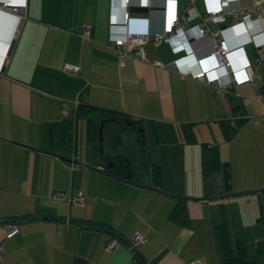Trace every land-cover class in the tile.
I'll use <instances>...</instances> for the list:
<instances>
[{"label": "crops", "instance_id": "obj_1", "mask_svg": "<svg viewBox=\"0 0 264 264\" xmlns=\"http://www.w3.org/2000/svg\"><path fill=\"white\" fill-rule=\"evenodd\" d=\"M12 1L15 9H0V264H218V222L227 226L232 252L237 251L236 238L252 253L261 244L259 260L238 264H264V98L254 85H237L250 97L244 103L234 91L184 76L178 71L184 63L172 62L174 53L164 40L145 43V59L129 52L118 64L106 38L110 17L120 19L121 0ZM132 1L147 7L135 12L148 14L150 26L159 29L161 0ZM188 1L178 0V7ZM195 3L203 7L202 0ZM254 3L224 0L227 5ZM197 20L194 16L186 25ZM258 21L264 24L263 17ZM84 22L86 35L81 32ZM113 28L121 32L119 26ZM246 28L236 23L223 35L232 46L244 44L251 57ZM155 59L164 65L152 63ZM64 62L78 69H64ZM260 81L264 89V68ZM74 97L140 120L138 129L122 127L118 141L111 132L119 123L107 125L103 152L107 159L127 157L124 172L106 170L99 159L91 126L97 120L88 117L97 109L77 113L76 107L62 114L63 101ZM62 116L69 119L67 146L54 142ZM223 118L238 122L228 138ZM189 126L194 140L186 138ZM214 144L219 158L229 162L228 190L222 179V188L215 191L219 170L202 171L205 153L209 157L207 149ZM76 147L81 161L74 163ZM151 160L160 166L157 185L149 174ZM58 189L82 192L83 202L54 197L52 191ZM177 201L186 207L185 222L168 216ZM84 218L104 221L114 232L80 225ZM9 222L16 230L4 235L2 226ZM136 232L145 239L133 256L127 243ZM109 235L117 242L104 249Z\"/></svg>", "mask_w": 264, "mask_h": 264}, {"label": "built area", "instance_id": "obj_2", "mask_svg": "<svg viewBox=\"0 0 264 264\" xmlns=\"http://www.w3.org/2000/svg\"><path fill=\"white\" fill-rule=\"evenodd\" d=\"M202 1L201 9L196 5L195 0H189L180 9L178 0H161L158 7L161 26L156 29L150 26L148 14L129 9V5L134 3L132 0H121L120 19L116 22L110 17L106 43L116 50L118 64H122L129 52L140 59H145L143 45L164 40L174 53L172 62L175 65L184 63L178 67L182 75L202 79L224 92L234 91L241 95L244 103H247L250 97L242 95L236 87L240 83L249 81L256 88L258 95L264 98V89L260 81L261 69L264 68V24H257L260 17L264 19V0H255L252 6L227 5L224 4V0ZM16 5L12 0H0V9H15ZM194 16H198V20L186 25V21ZM236 23L247 25L246 42L252 46L251 57L246 54L244 44L232 46L228 38L223 35L224 30ZM113 25L119 26L121 32H115ZM81 32L83 35L88 33V23L82 24ZM190 57L195 58L193 64L189 62ZM152 63L164 65L162 61L156 59ZM63 68L75 71L78 65L64 62ZM77 103L76 97L63 101L62 114L67 115L71 109L75 110ZM252 119L258 121V116L253 115ZM77 151L76 147L72 156L74 163L78 162ZM52 195L67 202L82 203L84 199V194L80 191L72 193L58 189L53 190ZM15 230L14 222L2 226L4 235L11 234ZM144 239L141 233L136 232L132 235L127 247L133 256L136 245ZM116 242L117 238L109 235L104 242V249H109ZM1 253L2 245H0V255ZM189 264H199V261L193 260Z\"/></svg>", "mask_w": 264, "mask_h": 264}, {"label": "trees", "instance_id": "obj_3", "mask_svg": "<svg viewBox=\"0 0 264 264\" xmlns=\"http://www.w3.org/2000/svg\"><path fill=\"white\" fill-rule=\"evenodd\" d=\"M77 113L79 112H86L87 111H93L94 109H97L98 112L97 114L94 113L89 115L88 117H94L97 122H92V130L97 132V127H98V122L101 120L102 124V141L97 142V146L99 147L100 145L103 146V143L105 139H107L106 135V130H107V125L111 121H117L119 123V128L118 130H115L114 132H111L112 139L114 141L119 140V130L122 127H128V126H133L136 127L137 125L140 126V120L137 118H130L132 119L131 124H124L123 123V118L127 116L124 112L110 108V107H103V106H96L94 104H91L89 102H82L80 99H78L77 103ZM63 119L60 121L61 123V129L58 132V138L54 139V142L58 145H63L67 146L68 142V134H69V128H68V123L69 119L66 116H62ZM221 128L223 130L225 138L230 137L237 129L238 122L235 124L230 123L229 120L227 119H221ZM186 131V138L188 140H194V134L193 131L191 130L190 126L185 127ZM141 135V130L139 131ZM53 135V133H52ZM142 138V136H140ZM142 141V139H141ZM207 151H209V157L206 161L203 162L202 165V171L205 174L213 173L217 170H219L222 174V179H223V186L225 189H230L231 187V181H230V167H229V162L227 160H221L218 155V147L217 144L212 145L211 147H208ZM109 156V155H108ZM121 158L125 159V161L121 162ZM139 162H143V154L139 153ZM99 159L101 162H104L105 169L111 172H116V171H123L127 167V157H121L117 154H115L113 157H109L108 159H113L114 164L107 166L105 164V161L107 160V155L101 151L99 152ZM118 160L116 163L115 161ZM149 174L151 178V182L153 185H157L160 182V166L159 163L156 160H151L149 163ZM185 205L181 201H177L175 205L171 208L170 211H168V216L172 218L179 219L183 222L186 221V209ZM78 223L80 225L84 226H89L92 228L96 229H103L108 232H114L112 230L111 225L104 221L96 220V219H88L84 218L82 220H79ZM215 232L217 236V243H218V248L220 252V261L218 264H238V263H244V262H251V261H256L260 259V250H261V244H259V247L257 248L256 252H249L244 245L242 244V239L236 238L235 244L237 247V251L232 252L231 250V245H230V240H229V233L227 226L224 222H218L215 224ZM260 243V242H259Z\"/></svg>", "mask_w": 264, "mask_h": 264}, {"label": "water", "instance_id": "obj_4", "mask_svg": "<svg viewBox=\"0 0 264 264\" xmlns=\"http://www.w3.org/2000/svg\"><path fill=\"white\" fill-rule=\"evenodd\" d=\"M146 6L145 5H136V4H131L129 5V9L130 10H146ZM225 23H223L224 25ZM12 43H13V38L10 39L9 43H8V47H7V52H9L11 46H12ZM51 89L53 91H56V84H55V81H52V85H51ZM123 123L124 124H131L132 123V119H130L128 116H125L123 118ZM140 128V127H139ZM97 138L99 141H102V124H101V120L99 121L98 123V127H97ZM102 149V146L100 145L98 147V151L100 152ZM208 158V152L205 153V159ZM105 164L107 166H110L112 164H114V160L113 159H107L105 161ZM214 180H215V184H218V188L215 187V191H218L219 189L222 188V174L220 172H215L214 173Z\"/></svg>", "mask_w": 264, "mask_h": 264}, {"label": "rangeland", "instance_id": "obj_5", "mask_svg": "<svg viewBox=\"0 0 264 264\" xmlns=\"http://www.w3.org/2000/svg\"><path fill=\"white\" fill-rule=\"evenodd\" d=\"M145 47H146V46H145ZM139 127H140V126L137 125V126H136V129H138ZM104 142H106V139L104 140ZM125 142H127V144H129L128 142H130V139H129V140L126 139ZM125 144H126V143H124V145H125ZM129 147H130L129 145H128L127 147H125L126 150H129ZM102 152H103V146H102ZM204 159H205V157H204ZM78 161H81L80 158L78 159ZM131 161H132L133 165H135V163H136V162H135V154H134V155H133V154L131 155ZM134 168H135V167H134Z\"/></svg>", "mask_w": 264, "mask_h": 264}]
</instances>
